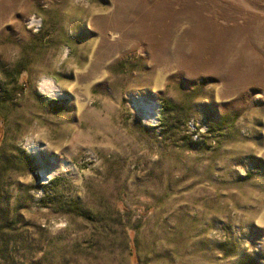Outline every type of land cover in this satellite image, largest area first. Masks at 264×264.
I'll list each match as a JSON object with an SVG mask.
<instances>
[{"label":"rangeland","instance_id":"374dc122","mask_svg":"<svg viewBox=\"0 0 264 264\" xmlns=\"http://www.w3.org/2000/svg\"><path fill=\"white\" fill-rule=\"evenodd\" d=\"M0 264H264V0H0Z\"/></svg>","mask_w":264,"mask_h":264},{"label":"bare ground","instance_id":"6f19581e","mask_svg":"<svg viewBox=\"0 0 264 264\" xmlns=\"http://www.w3.org/2000/svg\"><path fill=\"white\" fill-rule=\"evenodd\" d=\"M50 86V85H49Z\"/></svg>","mask_w":264,"mask_h":264}]
</instances>
